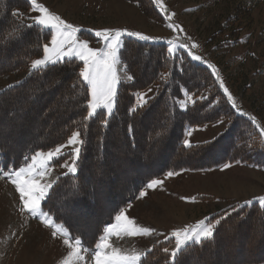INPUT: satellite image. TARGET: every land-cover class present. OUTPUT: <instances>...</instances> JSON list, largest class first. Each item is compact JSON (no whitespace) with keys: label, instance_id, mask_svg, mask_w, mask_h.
<instances>
[{"label":"trees","instance_id":"trees-1","mask_svg":"<svg viewBox=\"0 0 264 264\" xmlns=\"http://www.w3.org/2000/svg\"><path fill=\"white\" fill-rule=\"evenodd\" d=\"M126 1L135 4L148 18L164 22L153 0ZM30 7L28 0H0V75L24 71L32 59L43 54L42 45L49 40L50 30L35 25L27 27L32 23L23 16ZM13 12L20 15L14 16ZM17 26H22V38L13 35ZM86 38L95 39L93 35ZM125 42L126 65L122 66L128 68L135 80L122 81L120 102L107 127L100 124L103 113L88 121L87 142L77 173L58 176L49 197L42 201L52 220L72 236H79L88 249L95 247L105 225L113 222L118 211L148 181L166 172L204 170L233 162L264 169V144L250 121L251 114L240 108L247 114L241 115L232 108L206 65L191 60L182 50L175 57H168L163 41L126 37ZM180 60L183 71L178 67ZM81 65V61L73 59L50 69L28 71L23 79L0 91V125L5 124L7 129L0 133V172L18 167L36 151L65 142L81 126L82 117L87 114L86 86L77 82ZM170 70L173 74L162 79L161 74ZM152 84H156V89L147 107L130 113L129 107L136 102L133 94L147 90ZM182 87L194 99L199 96L205 99L181 110L174 100L184 98ZM30 101L36 105L31 106ZM14 103L22 107L16 109ZM218 119L227 120V131H221L224 135L200 151L183 148L186 127ZM27 128L24 138L22 133ZM7 134L13 138L9 139ZM73 185L78 186V191ZM72 200L76 201L74 211L68 207ZM85 214L93 215L91 220L89 216L82 217ZM208 218L221 220L214 237L190 247L180 256V264L264 262V205L255 201L248 206L232 204ZM169 241L150 246L153 250L144 258L145 264H166L171 256L163 250Z\"/></svg>","mask_w":264,"mask_h":264},{"label":"rangeland","instance_id":"rangeland-1","mask_svg":"<svg viewBox=\"0 0 264 264\" xmlns=\"http://www.w3.org/2000/svg\"><path fill=\"white\" fill-rule=\"evenodd\" d=\"M28 1L30 4V0ZM38 3L45 5L66 22L79 26L81 31L89 32H79L77 36L87 40L90 47H102V41L88 29L126 28L161 37L160 40L164 42L177 35L167 27V19L158 8V12L163 14V23L148 18L135 4L126 0H38ZM163 3L169 12L175 13L172 22L181 25L184 33L199 45L193 51H198L214 64L218 62L224 72L221 76L228 89L232 91V88V92L239 96V100L247 108L259 112L264 122V0H163ZM38 14L31 6L24 16L26 21L32 23L30 18ZM53 34L54 30H50V38L46 43L50 42ZM89 35H93L95 39H87ZM178 40L180 43H189L183 34H179ZM120 67L122 70L119 75L123 77L125 72L123 66ZM27 73L28 68L18 73L0 75V91L16 84ZM155 89L156 84L139 92H144L150 97ZM30 105L35 106L36 102L30 101ZM14 106L16 109L22 107L19 103H14ZM0 129V133L7 132L5 124L0 125ZM214 131L216 129L201 133L196 138L201 140L211 137ZM27 132L28 128L22 133L24 138ZM10 134H7L9 139L13 138ZM8 144L14 143L8 141ZM70 151V147L65 149L66 153ZM65 162L70 163V156L67 154L49 166L50 171L43 176L41 182L53 184L58 176L69 173L66 168L61 167ZM22 166L23 163L16 169ZM5 172H0V264H62L67 253L71 251L63 243L67 238L62 234L65 229L55 222L59 227H49L42 223L40 218L26 212L21 213L19 193L4 175ZM167 173L155 178L162 181L161 185L148 189L145 184L140 192L145 191L146 195L139 197V192L130 203L121 208L138 225L155 229L151 235L111 237L110 242L120 249L122 254L142 252L154 243L166 240L165 236H169L167 249L171 253L175 248V240L172 241L170 237L173 230L183 229L189 223L203 220L206 217L204 214L208 213L207 217H210L221 211L222 206H226L223 208L225 209L232 204H243L244 201L252 200L255 190L264 189L257 187L256 181H236L238 177H250L245 170L238 167L224 172L221 170L220 173L212 171L203 176L191 171L177 172V175L171 177L167 176ZM229 184L232 186L229 187ZM212 194L216 197L212 198ZM64 201L65 198L59 202ZM214 211L215 213L211 214ZM87 216L90 219L93 215H82ZM114 222L115 220L111 223ZM53 231H57L56 237H53ZM81 255L83 260L76 264H95L90 251Z\"/></svg>","mask_w":264,"mask_h":264},{"label":"snow or ice","instance_id":"snow-or-ice-1","mask_svg":"<svg viewBox=\"0 0 264 264\" xmlns=\"http://www.w3.org/2000/svg\"><path fill=\"white\" fill-rule=\"evenodd\" d=\"M153 3L166 17L167 27L177 34L166 41V55L168 57H175L182 50L187 53V56L191 60L206 65V70L214 78V82L218 84L219 89L222 90L223 95L231 104L232 108L241 115H247L237 106L235 98L225 85L217 66L209 60H206L203 56L196 54L193 50L198 48L199 45L184 33L181 25L172 22L175 13L168 11L163 0H153ZM30 4L32 10L37 11L39 14L30 18L32 24L27 25V27H32L33 25L40 26L54 30V34L51 36L49 43L42 45L43 55L30 61L29 72L50 69L63 62H71L73 59L81 61L83 67L79 71L77 82L86 86L84 92V107L87 108V114L82 117L81 126L76 127L63 144H59L47 152L36 151L31 156H26L22 167L18 169L11 168L4 175L15 185L16 191L19 193L21 204L20 212L29 213L33 217L40 218L41 222L47 226L57 228L59 226L54 223L50 213L42 207V201H45L49 197L50 190L53 189V184L42 183L41 179L50 171L49 166L65 154L70 156V163L65 162L61 167L66 168L69 173L76 174L78 171V161L81 158L84 145L87 142L85 135L90 127L88 121L103 113L100 124L102 127L109 125V117L114 114L120 102V85L122 81L133 82L135 80V76L129 74L126 66L123 69L125 75L123 77L119 75L122 70L120 65H126L123 58L124 52L126 51L125 38H134L138 41H157L161 37L150 36L139 31H130L126 28L88 29V31H93L94 35L102 41V47H90L87 40L77 36V33L81 31L79 26L66 22L59 15L51 12L45 5L38 3V0H30ZM13 15L17 16L20 14L13 12ZM21 28L22 26L14 28L13 35L22 38ZM179 34H183L184 39L189 41V43H180L178 40ZM177 59L179 58L177 57ZM178 67L183 71V60H180ZM172 74L173 72L170 70L168 73L161 74V78L163 79ZM148 91H151V89H148ZM180 92L186 99H175L174 103L181 110H187L189 105H194L198 99H205L204 96H199L194 99L188 90L183 87L180 89ZM133 95L136 97V102L128 109L133 114L138 109L146 108L152 99L144 92H136ZM250 121L262 138L261 144H264V127H260L257 124L255 117H250ZM223 122V119H218L216 124H222ZM224 131H227V127ZM129 132H132L131 125H129ZM191 132V128H186L185 136H190ZM222 135H224V132L218 133L217 136H213L210 140L196 144H193L190 139L186 138L182 140V146L184 149L190 151H200L214 143ZM69 147L71 151L66 153L65 149ZM230 166V164L225 163L222 167L223 169H227ZM177 174L174 171H169L167 176L171 177ZM161 184V180L154 178L147 183L146 187L153 189ZM73 189L78 191V186L73 185ZM145 195V191L139 193V197ZM254 201L264 205V196L254 197L252 200H247L243 203L244 206H248L253 204ZM75 205L76 201L72 200L68 206L69 210L74 211ZM114 220V223L105 225L102 230L103 234L99 237L97 244L92 249L84 247L83 240L79 236H72L66 229L63 230L62 234L67 237L63 240V243L71 251L67 253V257L64 258L62 264H76V262L84 258L81 253L89 251L93 254L95 264H145L144 258L152 252V248H148L142 252L133 251L131 254H122L120 249L113 246L110 238L113 236L120 238L125 235L128 237L151 235L155 232V229L138 225L134 219L126 215L123 209L115 215ZM220 223L221 220L219 219L212 222L208 217H205L194 226H185L183 229L173 230L170 233V237L175 240V248L171 251V259L166 264H180V256L190 247L196 244H202L204 241L213 238L214 232ZM52 235L56 237L57 231H53ZM165 239H169V236H165ZM163 251L165 253L169 252L166 248Z\"/></svg>","mask_w":264,"mask_h":264},{"label":"crops","instance_id":"crops-1","mask_svg":"<svg viewBox=\"0 0 264 264\" xmlns=\"http://www.w3.org/2000/svg\"><path fill=\"white\" fill-rule=\"evenodd\" d=\"M90 1H94V0H90ZM25 15H27V14H25ZM25 19H26V16H23ZM27 19L29 20V18L27 17ZM159 41V40H158ZM162 41V40H161ZM166 43V42H165ZM195 53H197V54H199L198 53V51L197 52H195ZM200 55V54H199ZM207 60V59H206ZM216 66H217V68L219 69V68H221V66L219 65V63L217 62L216 64H215ZM28 70H29V67H28ZM219 72H221L220 73V75L221 74H224V72H223V70H222V68H221V70H219ZM245 86H249V85H245ZM231 90L233 91V89L231 88ZM232 91H230L232 94H233V96H234V98H235V101H236V104H237V106L239 107V108H241V109H245V110H247L248 111V113H250L251 114V116L252 117H255L256 118V121H257V124L260 126V127H264V122L262 121V119L260 118V116H259V112H257V111H255V110H253V109H250V108H247L246 106H245V104H243V102L242 101H240L239 100V96H237V94L236 93H234V92H232ZM184 98L186 99V97L184 96ZM224 122L222 123V124H216V122L217 121H215V122H212V123H208V124H203V125H200V126H195V127H186V128H191L192 129V132H191V135L190 136H185V133H184V137H183V139H190V141L192 142V143H196V142H200V141H205V140H207V139H211L213 136H216L219 132H221V131H223L225 128H226V126H227V120H223ZM213 125H216V126H213ZM214 129H216V131H214V133L212 134V136L211 137H208V138H205V139H201V140H199V139H197L196 137L198 136V135H200L201 133H208V132H211L212 130H214ZM225 164V163H224ZM224 164H221V165H218L217 167H214V168H210V169H204V170H196V171H191V172H198V173H200L199 175H201V176H203V175H207V174H210L212 171H214V172H219L220 173V171L222 170V172H224V171H227V170H229V169H231V168H234V167H238V168H240L241 170H245L248 174H249V178L247 179V178H241V177H238V179H236V181L238 180V181H241V180H246V181H250L251 180V182H253V181H256L257 182V184H256V186L257 187H264V169L263 168H258V167H255V166H251V165H247L246 163H239V162H233V163H227V164H230L231 165V167H229V168H227V169H223V165ZM181 171H189V170H180V171H178V172H181ZM177 173V172H176ZM241 179V180H240ZM230 186H232V185H230L229 184V187ZM252 191H254V190H252ZM255 191H257L256 192V194H255ZM254 192H253V198L254 197H262V196H264V189H261V190H255ZM227 192H228V190H227ZM199 195H205V193H199ZM209 195V194H208ZM212 198H215L216 196L214 195L213 196V194L212 195H210ZM252 198V199H253ZM217 201V200H216ZM256 202V201H255ZM193 205H195V204H193ZM224 207H226V206H222V207H220L221 209H223ZM213 213H215V211L214 212H211V214H213ZM208 214V213H207ZM207 214H204L206 217H207ZM210 214V213H209ZM203 215V216H204ZM202 217V216H201ZM201 217H199V218H201ZM199 220V219H198ZM213 222H215V221H213ZM196 223L197 222H194V223H192V224H188L187 226H194V225H196ZM174 240V238H172V241ZM172 244V243H171Z\"/></svg>","mask_w":264,"mask_h":264}]
</instances>
